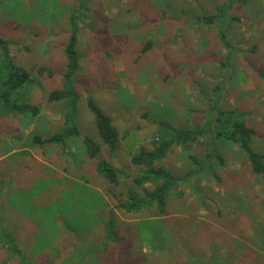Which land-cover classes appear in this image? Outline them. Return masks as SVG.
I'll use <instances>...</instances> for the list:
<instances>
[{"label":"rangeland","instance_id":"374dc122","mask_svg":"<svg viewBox=\"0 0 264 264\" xmlns=\"http://www.w3.org/2000/svg\"><path fill=\"white\" fill-rule=\"evenodd\" d=\"M73 13L75 95L71 104L52 103L49 93L63 87ZM206 16L215 20H199ZM0 39L7 49L0 47V76L8 63L26 70L17 102L40 110L36 118L0 114V264H21L5 233L23 264H264V181L214 132L155 163L180 179L163 216L155 205L131 214L118 208L126 192L140 199L153 190L154 183L134 185L139 168L130 161L154 148L163 122L206 128L215 123L213 107L237 109L256 134L252 149L264 156V0H0ZM88 101L116 131L113 152ZM65 125L78 132L65 149L32 144ZM85 139L99 146L97 160ZM98 160L118 170L120 186L96 174ZM192 169L200 171L185 177ZM109 220L124 242L106 239Z\"/></svg>","mask_w":264,"mask_h":264},{"label":"trees","instance_id":"16d2710c","mask_svg":"<svg viewBox=\"0 0 264 264\" xmlns=\"http://www.w3.org/2000/svg\"><path fill=\"white\" fill-rule=\"evenodd\" d=\"M72 15H74V13ZM72 15L70 17L71 19H69L70 35L64 48V55L67 63L66 71L63 76V87L61 90H55L49 93L48 101L52 103L67 100L71 104L72 102L70 99L75 95L71 86L72 77L79 67L80 57L77 54L78 24H76L75 15ZM199 20L206 21L209 24L215 20V17L206 16L204 19ZM0 47L5 50V53H7L5 42L2 39H0ZM148 47L149 44H147L143 50H146ZM4 68L5 73H3L2 77L0 76V114L6 116L9 114L24 115L29 113L32 117L36 118L40 111L37 106L32 105L25 100H21V103H18L20 100L18 95L19 91L27 83H29V73L22 67L13 66L11 63L6 64ZM86 106L89 108L94 117L95 127L101 143L108 148L109 152H113L117 148L116 131L113 128L110 119L101 113L91 101H88ZM213 111H217V116L214 119L215 123L213 122L212 124H209L206 128L198 127L192 128L191 130H179L165 124L164 122L161 123L160 131L154 135V148L149 151L140 150V152L131 157L130 161L133 166L139 168V174L135 179H133L134 185L136 187H142L147 183H154L153 190L144 192L143 197L140 199L137 197L136 192H126L125 196L127 202L118 205L119 209L131 214L133 212H140L145 207L149 208L155 205L158 215L163 216L166 213L169 194L172 189L177 186V182H180V179L171 175V173L163 166L155 167V163L164 159L173 146L195 143L205 134L213 132L219 137L223 136L222 139L224 141L236 145L248 161L251 172L256 176L261 177L264 181V156L252 149L251 142L256 137V134L250 127L247 126L243 119V113L237 109L219 113L218 108L214 107ZM68 120L69 119H67V121ZM217 125L220 126L218 127L220 129L215 131ZM71 136L77 137L78 132L76 128L66 126L58 133L44 139L41 136L35 135L33 136L31 142L33 145H37L39 147L57 144L61 145V147L65 149L67 140ZM83 143L86 147L87 156L90 159L97 160V155L100 151L99 146L90 139H85ZM188 158L192 160V163L195 166L201 164V162L194 156H189ZM210 158L211 157L209 155L205 156V160H209ZM198 171L200 170L192 169L185 175V177L191 178L194 173L196 174ZM95 172L107 184L120 186L118 182L120 174L118 170L109 162L98 160L95 164ZM166 233L167 232H165V234ZM105 234L106 239L112 242L121 243L125 241L123 237H119L117 235V231L112 220H109V222L106 223ZM4 235L5 241L8 244L7 249L9 253L13 257L20 259L19 263L21 262V264H23L22 262L25 261V258L21 254V250L16 247V243H14L9 234L5 233Z\"/></svg>","mask_w":264,"mask_h":264},{"label":"crops","instance_id":"0c3cea01","mask_svg":"<svg viewBox=\"0 0 264 264\" xmlns=\"http://www.w3.org/2000/svg\"><path fill=\"white\" fill-rule=\"evenodd\" d=\"M156 219H160L161 220V217H156V218H153V220H156ZM150 220H152V219H150Z\"/></svg>","mask_w":264,"mask_h":264}]
</instances>
